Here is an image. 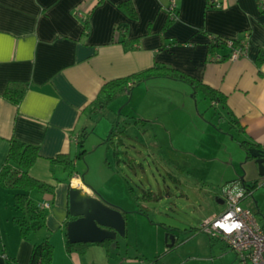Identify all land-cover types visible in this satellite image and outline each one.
Masks as SVG:
<instances>
[{
	"label": "crops",
	"instance_id": "0c3cea01",
	"mask_svg": "<svg viewBox=\"0 0 264 264\" xmlns=\"http://www.w3.org/2000/svg\"><path fill=\"white\" fill-rule=\"evenodd\" d=\"M124 1L133 4L136 17L121 7ZM173 1L178 17L168 24L167 7ZM215 3L221 7L208 8V0H0V172L16 138L39 149L31 176L55 187L54 196L31 191L34 203L46 210L47 226L25 240L14 222L21 213L14 192L0 185V264H7V258L29 264L34 245L46 238L54 247L52 264H96L66 250L69 189L104 200L77 172L69 179L56 159L77 154V138L90 121L85 110L111 80L157 64L173 68L223 94L225 106L212 105L222 109L223 119H237L242 136L264 149V61L256 63L264 50V12L257 0ZM213 37L246 39V55L229 60L227 47L211 53ZM216 54L222 61L211 60ZM20 83L28 89L14 104L4 94L9 85ZM143 84L168 93L182 89L179 81L165 78ZM243 182L237 186L244 188ZM221 191L213 199L222 205ZM258 217L264 221L261 209ZM219 242L210 243L208 250L234 264L237 255ZM171 256L161 264H173ZM140 258L147 261L127 255L119 264Z\"/></svg>",
	"mask_w": 264,
	"mask_h": 264
},
{
	"label": "rangeland",
	"instance_id": "374dc122",
	"mask_svg": "<svg viewBox=\"0 0 264 264\" xmlns=\"http://www.w3.org/2000/svg\"><path fill=\"white\" fill-rule=\"evenodd\" d=\"M178 85L182 89L169 93L149 89L148 84L136 86L133 95L112 102L98 123L87 122V153L76 160V172L127 218L126 235L118 236L109 252L102 244H89L84 260L119 264L127 255L153 259L167 251L166 237L173 234L176 245L165 255H172L173 264H231L221 253L208 250L210 243L222 240L210 239L199 228L211 214L224 211L214 200L221 187L242 180L258 182L243 206L264 224L258 217V209L264 213V177L237 142L244 136L229 118H222V109L201 93L193 97L189 85ZM113 128L116 134L109 139ZM124 130L125 136L117 135ZM147 192L162 197L152 202L138 199ZM140 206L148 208L149 216L139 213ZM146 263L133 259L121 264ZM234 264H240L238 258Z\"/></svg>",
	"mask_w": 264,
	"mask_h": 264
},
{
	"label": "trees",
	"instance_id": "16d2710c",
	"mask_svg": "<svg viewBox=\"0 0 264 264\" xmlns=\"http://www.w3.org/2000/svg\"><path fill=\"white\" fill-rule=\"evenodd\" d=\"M215 0H208V8H216ZM121 7L133 18L136 17L135 8L130 1H124L121 3ZM169 8L167 7V11ZM264 12V9L261 10ZM178 17V13L171 15L169 14L168 24L174 22ZM85 28L88 29V21H85ZM228 39L221 37H213L210 40L209 51L212 53L216 48H223L226 45ZM239 42L234 41V45H237ZM264 61V50L259 54L257 58V65L260 66ZM171 79L179 82L186 83L189 85L193 91V97L196 93H201L206 99H208L213 104H220L225 106L226 97L221 94L219 91L212 89L211 87L202 84L200 81L191 78L173 68H170L165 65L157 64L154 67L142 71L140 73L130 75L124 78H118L107 82L101 89L99 95L92 102V104L85 110L87 117L94 123H98L101 119L105 117V112L108 111L112 102L121 98L125 95H130L132 89L136 86L145 83L146 81L153 79ZM28 85L25 83H20L17 85H9L5 91V97L13 102L14 104H19L24 97ZM214 107V105H212ZM230 124L232 127L236 128L239 133L242 134V130L239 127V122L237 119H230ZM116 130L113 128L112 134L109 139H112V136L116 134ZM122 134L126 135V131L117 132V135ZM88 133L87 129L83 128L79 134L78 140V152L75 158L69 156H60L56 159L57 163L63 166L64 171L67 173L68 178H72L76 173V160H82L85 157L87 151L84 149L85 139L87 138ZM122 139L118 140V144L122 145ZM237 142L241 148L246 153V159L255 161L253 157V152H257L261 157L264 158V149L259 144L250 143L245 138L244 140H238ZM81 151H80V149ZM41 157L39 149L37 146L22 142L16 138L11 140L10 150L6 164L0 172V185L8 190L14 192V200L17 209L21 212L19 216L14 218V222L19 228L20 236L28 240L30 236L39 230L47 226V215L46 210L34 203L30 193L33 190H37L42 194H51L54 196L55 187L48 183L42 182L35 179L31 176L30 171L34 164ZM244 188L247 189L250 193L257 190L259 187L258 182L244 183ZM250 190H249V189ZM151 192L144 193L141 201L152 202L159 200L162 195H154ZM217 199V197H216ZM139 213L149 216L148 208L146 206H140ZM125 219L126 212H124ZM67 227V225H66ZM67 229V228H66ZM200 231V230H199ZM66 236V231H65ZM116 240H107L102 243L107 248V251L110 250V245ZM89 244H71L67 240L66 236V250L69 254L77 253L82 255L86 251V247ZM116 249L119 248V243H116ZM173 250V249H171ZM171 252L170 249L167 250L162 255H157L151 260L148 261H162L165 258L167 253ZM54 254V247L49 238L44 239L41 242H38L34 245L31 260L29 264H52ZM139 260L144 261L143 258ZM7 264H18L14 259L7 258ZM241 264V263H240Z\"/></svg>",
	"mask_w": 264,
	"mask_h": 264
},
{
	"label": "built area",
	"instance_id": "2783aa9c",
	"mask_svg": "<svg viewBox=\"0 0 264 264\" xmlns=\"http://www.w3.org/2000/svg\"><path fill=\"white\" fill-rule=\"evenodd\" d=\"M257 3L263 10L264 0H257ZM215 7L220 8L221 6L216 3ZM168 8V13L171 15L177 12L174 1ZM247 45L246 39L237 45H234V40L228 39L225 45L231 51L228 59L236 61L244 57ZM222 59L217 54L211 56L213 61H222ZM250 195L251 193L247 189L238 187L235 183L223 187L220 198L224 211L205 219L199 230L210 239L224 241L237 255L241 264H264V227L261 226L255 214L243 206L244 201ZM146 264H161V262L148 261Z\"/></svg>",
	"mask_w": 264,
	"mask_h": 264
},
{
	"label": "water",
	"instance_id": "95a60500",
	"mask_svg": "<svg viewBox=\"0 0 264 264\" xmlns=\"http://www.w3.org/2000/svg\"><path fill=\"white\" fill-rule=\"evenodd\" d=\"M259 174L264 177V158L253 152ZM68 211L71 220L67 223L66 236L71 244H102L126 235L124 212L106 204L92 194L70 187ZM173 234L166 237L167 250L176 245Z\"/></svg>",
	"mask_w": 264,
	"mask_h": 264
},
{
	"label": "bare ground",
	"instance_id": "6f19581e",
	"mask_svg": "<svg viewBox=\"0 0 264 264\" xmlns=\"http://www.w3.org/2000/svg\"><path fill=\"white\" fill-rule=\"evenodd\" d=\"M244 183V182H243ZM74 185H80V182L79 181H75L74 182ZM245 186V185H244ZM249 189V188H248ZM250 190V189H249ZM84 245V244H83Z\"/></svg>",
	"mask_w": 264,
	"mask_h": 264
},
{
	"label": "clouds",
	"instance_id": "9594fccd",
	"mask_svg": "<svg viewBox=\"0 0 264 264\" xmlns=\"http://www.w3.org/2000/svg\"><path fill=\"white\" fill-rule=\"evenodd\" d=\"M239 191V190H238ZM242 194V193H241ZM240 226H242V225H240Z\"/></svg>",
	"mask_w": 264,
	"mask_h": 264
}]
</instances>
